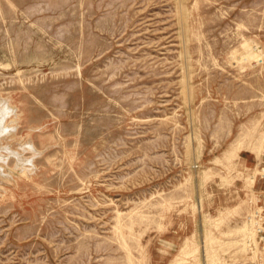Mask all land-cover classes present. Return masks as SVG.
Returning <instances> with one entry per match:
<instances>
[{
  "label": "rangeland",
  "instance_id": "obj_1",
  "mask_svg": "<svg viewBox=\"0 0 264 264\" xmlns=\"http://www.w3.org/2000/svg\"><path fill=\"white\" fill-rule=\"evenodd\" d=\"M0 97V264H264V0H0Z\"/></svg>",
  "mask_w": 264,
  "mask_h": 264
},
{
  "label": "clouds",
  "instance_id": "obj_2",
  "mask_svg": "<svg viewBox=\"0 0 264 264\" xmlns=\"http://www.w3.org/2000/svg\"><path fill=\"white\" fill-rule=\"evenodd\" d=\"M21 123L19 107L10 98L0 97V183L12 180L15 174L34 175L38 170L35 162L44 155L30 136L42 131V126H33L20 136Z\"/></svg>",
  "mask_w": 264,
  "mask_h": 264
},
{
  "label": "built area",
  "instance_id": "obj_3",
  "mask_svg": "<svg viewBox=\"0 0 264 264\" xmlns=\"http://www.w3.org/2000/svg\"><path fill=\"white\" fill-rule=\"evenodd\" d=\"M264 162L262 167V174L259 176L262 181L263 187L256 195V201L251 209L249 216V223L252 230L255 233V239L253 244L256 245L259 252L262 254V260L264 263Z\"/></svg>",
  "mask_w": 264,
  "mask_h": 264
},
{
  "label": "bare ground",
  "instance_id": "obj_4",
  "mask_svg": "<svg viewBox=\"0 0 264 264\" xmlns=\"http://www.w3.org/2000/svg\"><path fill=\"white\" fill-rule=\"evenodd\" d=\"M180 1V0H179ZM183 1V0H182ZM180 4V3H179ZM181 6V4L179 5V7ZM182 7V6H181ZM181 9H183V8H181ZM181 11V10H180ZM181 13V12H180ZM182 14V13H181ZM182 16V15H181ZM263 138V137H262ZM258 141V140H257ZM262 141V140H261ZM256 147V146H255ZM259 147H261V146H259ZM264 147V146H263ZM263 150V149H262ZM237 151H235V153H236ZM260 152H261V148H259V150L257 149V154L258 155H260ZM234 153V154H235ZM264 171V170H263ZM256 174V173H255ZM257 174H262V168L260 169V171L259 172H257ZM251 183L253 184L254 183V180H251ZM254 201H256V197H255V199H254ZM255 203V202H254ZM250 214H251V212H250ZM250 214H249V216H250ZM248 219H249V217H248ZM248 227V226H247ZM247 230V229H246ZM241 231V230H240ZM245 231V230H244ZM130 232H131V230H130ZM119 237H122V236H119ZM250 238L254 241V239H255V234H254V231H252V234L250 235ZM243 239V238H242ZM255 245V244H254ZM187 247V246H186ZM250 248V247H249ZM258 249V248H257ZM246 251V250H245ZM258 252V251H257Z\"/></svg>",
  "mask_w": 264,
  "mask_h": 264
}]
</instances>
